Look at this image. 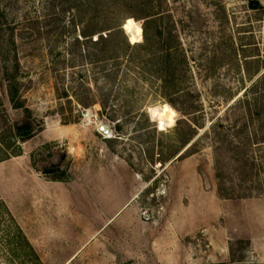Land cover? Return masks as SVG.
Masks as SVG:
<instances>
[{"label":"rangeland","instance_id":"rangeland-1","mask_svg":"<svg viewBox=\"0 0 264 264\" xmlns=\"http://www.w3.org/2000/svg\"><path fill=\"white\" fill-rule=\"evenodd\" d=\"M250 1L0 0V264H264ZM11 85L41 123L25 141Z\"/></svg>","mask_w":264,"mask_h":264},{"label":"trees","instance_id":"trees-1","mask_svg":"<svg viewBox=\"0 0 264 264\" xmlns=\"http://www.w3.org/2000/svg\"><path fill=\"white\" fill-rule=\"evenodd\" d=\"M250 7L264 11L263 5L258 0H251ZM150 22H151L150 19L144 21V38L147 43L149 42L148 41L149 39L146 33V25L149 24ZM81 34L83 37L88 36V32L85 29L81 30ZM103 41H106V38H104L102 34H99L97 39L95 40V43L98 44ZM17 92H18V89L15 86L11 85L8 95H9L10 101L13 103L14 108L20 111L19 114L21 116L20 118L14 121L15 136L18 138V140L25 141V140L32 138L36 131H40L41 123H39L38 121L35 122V120L32 119L30 115V110L27 107H24L23 102L20 100L19 96L17 95ZM184 113L189 114V112H187L186 110H184ZM182 122L184 121L179 120L177 124L173 127L174 134L177 137L178 144H179L177 148L178 151H176L178 153L190 142V140L195 135L194 128L190 126L188 127V130L182 132L179 129L180 127L179 125ZM189 149L190 148L188 147L183 153L179 154L176 159H182L186 154L190 153ZM55 170H58V167L52 166L49 169H45V172L49 173V172H54ZM220 176H221L220 171L219 169H217L216 177L220 178ZM224 184L225 183H223L222 181L218 183L217 190H218L219 196L223 198H232V199L237 198L238 196L236 197L232 195L234 191L232 189H229V187H226ZM239 197H242V196H239ZM238 243H241V241H239ZM223 264H227V263H223Z\"/></svg>","mask_w":264,"mask_h":264},{"label":"water","instance_id":"water-1","mask_svg":"<svg viewBox=\"0 0 264 264\" xmlns=\"http://www.w3.org/2000/svg\"><path fill=\"white\" fill-rule=\"evenodd\" d=\"M99 129L105 134H109L110 133V128L107 125H105V124L100 125Z\"/></svg>","mask_w":264,"mask_h":264}]
</instances>
